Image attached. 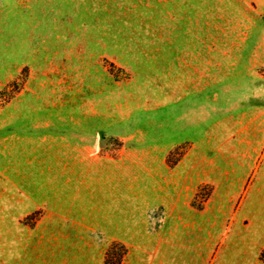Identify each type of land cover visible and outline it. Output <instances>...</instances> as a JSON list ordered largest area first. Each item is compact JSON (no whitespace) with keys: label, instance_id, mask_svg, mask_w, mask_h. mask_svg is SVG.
Instances as JSON below:
<instances>
[{"label":"rangeland","instance_id":"374dc122","mask_svg":"<svg viewBox=\"0 0 264 264\" xmlns=\"http://www.w3.org/2000/svg\"><path fill=\"white\" fill-rule=\"evenodd\" d=\"M0 264H264V0H0Z\"/></svg>","mask_w":264,"mask_h":264},{"label":"water","instance_id":"95a60500","mask_svg":"<svg viewBox=\"0 0 264 264\" xmlns=\"http://www.w3.org/2000/svg\"><path fill=\"white\" fill-rule=\"evenodd\" d=\"M103 143H104L103 141H100V143H99V144H100V145H102Z\"/></svg>","mask_w":264,"mask_h":264}]
</instances>
